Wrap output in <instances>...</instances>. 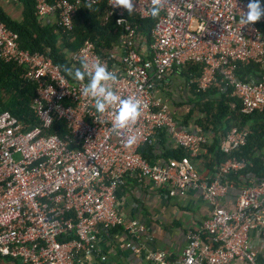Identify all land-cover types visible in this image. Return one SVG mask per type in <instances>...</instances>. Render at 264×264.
<instances>
[{
    "label": "built area",
    "instance_id": "obj_1",
    "mask_svg": "<svg viewBox=\"0 0 264 264\" xmlns=\"http://www.w3.org/2000/svg\"><path fill=\"white\" fill-rule=\"evenodd\" d=\"M97 1L36 0L34 16L39 23L53 17L58 29L70 32L77 11ZM103 1L108 8L104 21L115 19L123 31L119 64L100 58L90 42L69 56V62L80 67L82 60L91 64L98 57L116 72L117 94L140 100V118L119 133L112 130L113 109L98 114L82 95L83 84L69 82L48 55L19 50L16 35L0 24V61L23 67L22 79L36 85L32 109L40 121L29 128L7 111L0 112V257L20 264H81L91 255L103 260L96 246L99 233L117 226L131 234L142 229L137 221L125 222L115 206L116 188L133 175L166 189L170 197L198 192L211 208L201 231L187 233L177 261L154 253L147 255L146 264H261L249 234L264 230V180L247 181L233 209L225 210L220 201L230 186L223 179L242 169L243 162L229 157L211 177H202L192 159L208 144L206 135L198 125L182 128L154 92L173 68L192 64L201 70L187 82L196 93L217 84L231 90L240 113L261 109L264 77L241 80L237 65L264 68V39L257 27L264 19L248 26L240 23L247 0H164L155 19L148 16L151 0H134L131 14L113 8L111 0ZM126 15L155 21L144 54L137 27ZM54 118L65 122V136L50 133ZM159 131L187 156L164 163L144 159L138 148L153 145ZM129 135L137 142L125 147ZM246 135L245 128H231L219 150L230 156L245 144Z\"/></svg>",
    "mask_w": 264,
    "mask_h": 264
},
{
    "label": "trees",
    "instance_id": "obj_2",
    "mask_svg": "<svg viewBox=\"0 0 264 264\" xmlns=\"http://www.w3.org/2000/svg\"><path fill=\"white\" fill-rule=\"evenodd\" d=\"M2 1L0 0V24L16 35L18 49L29 54L48 55L69 82L76 81L67 75L64 69L79 68V65H72L69 62V56L76 54L85 42L92 43L96 54L109 61L110 65L119 64L113 53L120 46L123 31L117 27L115 19L110 18L104 21L108 8L103 0L80 8L75 15L70 32L58 29L54 23H39L34 16L36 0H12L18 11L17 19L6 12ZM45 1L51 3L52 0ZM125 17L135 24L139 39L148 47L152 43L151 30L155 21L141 20L131 15ZM257 27L264 39V24H257ZM172 70L180 73L186 82L191 77L198 78L201 72L199 66L192 64ZM23 73V67L0 61V112L7 111L19 122L32 128L40 126V121L32 109V100L36 97V85L23 80ZM237 75L241 80L260 79L264 77V68L258 64H238ZM190 89L194 99L191 100L192 108L188 112V120H184L182 125L188 128V121L194 117L195 125L200 126L203 132L211 133L213 141L202 149L206 151V154L202 156L205 167L214 172L220 163L232 157L242 161L244 166L239 171L230 172L225 176L224 183L237 187L238 185L246 186L249 180L255 183L264 180V106L245 115L240 113L238 101L229 96L231 91L229 88L224 89L216 84L205 92L196 93L194 87ZM233 127L245 128L247 135L245 144L227 156L219 150V143ZM49 131L57 133L60 137L68 133L65 122L57 118H54ZM161 132L159 131V134L163 138ZM138 152L149 162L155 159L153 145H143L138 148ZM161 153L160 159L165 162L169 159L180 160L187 156L184 150L175 147L163 148ZM3 259L9 261L6 258ZM14 263L16 264V261Z\"/></svg>",
    "mask_w": 264,
    "mask_h": 264
},
{
    "label": "crops",
    "instance_id": "obj_3",
    "mask_svg": "<svg viewBox=\"0 0 264 264\" xmlns=\"http://www.w3.org/2000/svg\"><path fill=\"white\" fill-rule=\"evenodd\" d=\"M12 2V11H17L12 0H3L2 5L6 12L5 2ZM15 14V13H14ZM10 15V14H9ZM10 15L12 18H18ZM47 24L55 23V18L49 17ZM141 53L146 52V43L140 40ZM113 55L120 61L122 47L114 50ZM185 78L180 73L172 70L162 82L156 85L154 94L168 105V109L178 124L187 130H192L194 117L188 121V128L182 123L187 119L188 112L192 108L191 100L194 97L190 93ZM163 138L158 132L153 144L155 153L153 163H164L160 159L163 148H173V142L162 131ZM208 145L213 141L211 133H205ZM205 150L198 152L192 159L196 170L204 178L212 176L204 165ZM158 158V160H156ZM247 183V182H246ZM230 188L220 201V205L227 211L233 209L236 195L243 186L238 185ZM115 206L118 214L125 222L137 221L141 230L136 234L126 232L117 226L105 233H99L96 246L100 249L103 260L91 255L87 261L81 264H146L148 254L160 253L168 261H177L186 245L188 232L199 233L202 223L210 218L211 208L203 202L198 192H188L174 197L168 196L166 189L156 187L148 181H138L133 175L125 176L123 183L115 190ZM249 243L259 253L258 259L264 264V230L251 232ZM131 244L134 249H139L138 255L134 254L126 245ZM5 264H15L6 261ZM239 264V263H233Z\"/></svg>",
    "mask_w": 264,
    "mask_h": 264
},
{
    "label": "clouds",
    "instance_id": "obj_4",
    "mask_svg": "<svg viewBox=\"0 0 264 264\" xmlns=\"http://www.w3.org/2000/svg\"><path fill=\"white\" fill-rule=\"evenodd\" d=\"M113 8L119 7L131 14L135 10L134 0H111ZM164 0H151L148 16L155 19L163 8ZM243 15L240 23L248 26L264 19V0H247L242 5ZM65 72L75 81L83 84L82 95L93 102L95 111L104 114L109 109L112 112V130L123 132L133 126L141 116V102L129 96L122 97L114 90L118 77L116 72L110 71L98 57L89 64L82 60L79 68L66 67ZM87 79V83L84 81ZM137 142L135 135H129L125 140V147H131Z\"/></svg>",
    "mask_w": 264,
    "mask_h": 264
},
{
    "label": "rangeland",
    "instance_id": "obj_5",
    "mask_svg": "<svg viewBox=\"0 0 264 264\" xmlns=\"http://www.w3.org/2000/svg\"><path fill=\"white\" fill-rule=\"evenodd\" d=\"M12 2H5L4 3V6L6 7V9H7V11L9 12V14L10 15H12V16H16L15 14H17V12L18 11H12V12H10V10L12 9V4H11ZM15 13V14H14ZM48 20L49 19H45L43 22H42V24H47L46 22H48ZM5 262H6V260L5 259H3V258H1L0 259V264H5ZM16 264H20V262L19 261H16Z\"/></svg>",
    "mask_w": 264,
    "mask_h": 264
}]
</instances>
